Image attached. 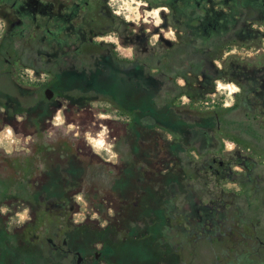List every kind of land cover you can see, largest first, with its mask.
Segmentation results:
<instances>
[{
  "label": "flooded vegetation",
  "instance_id": "1",
  "mask_svg": "<svg viewBox=\"0 0 264 264\" xmlns=\"http://www.w3.org/2000/svg\"><path fill=\"white\" fill-rule=\"evenodd\" d=\"M104 1L0 0V82L14 77L22 42L29 53L28 68L49 75L40 85L45 96L51 89L52 62H77L81 47L105 36L96 26L95 12L104 8L113 17ZM163 5L169 7L163 19L171 11L175 16L174 39L183 33L182 17L188 16L189 28L206 38L253 48L241 60L227 53L220 65L214 62L219 75L210 77L209 97L219 94V80L227 81L237 87L231 91L234 103L253 106V116H264V0H165ZM46 99L51 112L38 124L28 122L27 114L0 122L1 132L18 121L12 132L23 144L0 149V264H264V225L259 219L263 216L264 221V215L240 208L248 200L246 185L255 178L264 184V174L254 173L257 162L250 145L244 148L227 136L204 133L198 146L176 154L170 148L174 136L156 130L146 132V143L135 150L129 116L114 118L103 110L93 114L92 104L99 101L74 103L54 90ZM59 110L61 123L55 122ZM0 112L6 110L0 107ZM87 134L103 141L105 156ZM225 140L233 147H226ZM171 175L174 192L160 198H172L173 208L161 212L162 226L154 228L145 220L132 226L133 218L154 213L144 212L147 183L163 187ZM229 183L242 192L228 188ZM252 220L257 224L248 239L245 226ZM141 237L151 242L138 245ZM229 249H248L253 257L235 256L233 263Z\"/></svg>",
  "mask_w": 264,
  "mask_h": 264
},
{
  "label": "trees",
  "instance_id": "2",
  "mask_svg": "<svg viewBox=\"0 0 264 264\" xmlns=\"http://www.w3.org/2000/svg\"><path fill=\"white\" fill-rule=\"evenodd\" d=\"M187 22L188 16H183L179 26L183 33L176 39L169 40L159 35L155 43L149 44L139 38L145 24L121 21L126 29L133 30L128 35L118 34L120 43L132 46V58H118L115 52L91 53L96 48L112 46L111 43L85 45L80 48L82 53H78L79 61L52 62L48 68L53 75L50 88L56 96L74 103L86 105L103 100L112 103L121 114L129 116V134L133 137L135 150L137 145L146 143L142 139L146 132L156 130L174 136L170 148L176 154L184 155L198 146L204 133H212L214 137L227 136L246 148L248 140L260 137L258 132L262 124L254 116H231L232 112L239 110V103L219 110L192 107L193 103L203 101L213 91L210 77L219 75L214 61L221 59L225 45L235 41L206 38L200 30L190 29ZM176 26L171 11L163 19L161 27L173 29ZM20 48L21 53L29 54L28 49L23 50L22 42ZM182 97H186L188 103L177 104ZM0 99L4 100L0 107L6 110L5 114L0 112V122L11 120L14 114H27L28 122L38 124L51 112L52 103L45 98L41 86L25 90L4 79L0 82ZM233 129L238 135L223 133ZM184 172L187 176L192 174L187 167ZM166 180L163 187L152 181L146 186L148 206L154 212V216L149 214L154 220L147 225L154 228L162 226L163 210L166 212L173 208L172 198H160L163 193L169 195L174 192L171 186L173 176H167ZM157 211L159 213H155ZM143 223L141 216L135 217L132 226L137 228Z\"/></svg>",
  "mask_w": 264,
  "mask_h": 264
},
{
  "label": "rangeland",
  "instance_id": "3",
  "mask_svg": "<svg viewBox=\"0 0 264 264\" xmlns=\"http://www.w3.org/2000/svg\"><path fill=\"white\" fill-rule=\"evenodd\" d=\"M103 2V0H100ZM165 0H106L104 1L105 7L108 8L109 11H111V14L113 17H108L104 14L105 9H96L95 12H99L96 17V26L102 30L106 31L105 36L103 37H97L94 38L93 43L97 44L100 42H111L113 46L105 47L104 49L96 48L94 52L99 53L102 51L106 52H115L116 56L118 58H127L130 59L133 56V48L131 46H125L122 43H119V36L118 34H121L122 36L128 35L129 33L133 32L132 29H126L125 26L122 25L121 21H128L133 20L135 25L145 24L144 32L140 34L139 38L142 39V37H147V42L149 44H153L158 39V35L160 34L163 38H167L169 40H173L175 38V33L172 28L164 29L161 27L162 21H163V15L167 14L169 11V7L163 5ZM100 10V11H99ZM104 11V12H103ZM153 26L154 29H151ZM3 30V24L0 21V34ZM159 33V34H158ZM102 40V41H101ZM137 40V39H136ZM237 41V40H236ZM226 53L222 54V57L227 58V53H231L232 56L230 59L232 60H241L242 57H246L249 55V53L253 52L252 47H246L242 46L238 42H234L224 50ZM20 64L17 67L16 72L13 74L14 77H7L6 80L11 81L14 85L20 86L21 88H24L25 90L34 89L36 87H39L43 82H46L49 75L42 72L40 75H36L34 70L31 68H28V65L30 64V58L25 55V53L20 54ZM215 63L220 65L219 61H214ZM44 70V69H43ZM217 86L219 87V94L215 96H210L203 101H198L192 104V107L198 108V109H216L219 110L222 107H229L232 106L235 102V98L232 95V90H237V87L232 86V90L230 89V83L224 80H219L217 82ZM188 103L186 97H182L177 104H186ZM92 106L98 110L105 111L106 114H108L111 117L114 118H120L122 116H125L121 114L112 103L108 101H99L92 104ZM251 108V109H250ZM253 106H241L239 107V110L237 112H232L231 116H253L252 111ZM251 110V111H249ZM102 113V112H101ZM255 114L257 112L254 111ZM58 119H56L55 122L61 123L63 121V114L61 110H59ZM259 122L262 124L261 129L259 130L258 139L252 138L249 141L248 145L251 146L252 150V156L257 162V168L255 169L254 173L258 176H262L264 173V116H254ZM9 128L11 130V135L8 137H5L4 131ZM4 131L0 132V149L4 150H12V148H20L21 141L16 139L14 136L11 127L8 125L5 126ZM224 134H228L229 136L231 134L238 135V132L236 130L231 131H224ZM258 135V136H259ZM87 140L94 146V149L98 150L101 155L105 156V152H103L100 147L101 144H104L103 141L99 138H90L89 134L86 135ZM224 145L226 147H233V142L231 140H225ZM109 154V153H107ZM237 173H240V171L236 170ZM240 176L239 174L236 175V177ZM228 188H234L236 192H242V190H238L237 185H233L232 183H229ZM244 193L246 194L248 200L245 201V204H242L240 208L242 210H253L254 212H259L264 215V184H259L258 180L255 178L252 181V185L248 184L246 185V188L244 190ZM254 194H257V196H254ZM257 199L254 201V199ZM78 202L80 200L78 199V196L76 197ZM81 203V202H80ZM81 208L84 207V205L81 203ZM150 206L145 208L144 212L148 213L150 210ZM144 213V214H145ZM252 215V212L247 213ZM143 220L148 221V223L152 220V216L144 215L142 216ZM263 216L259 217L261 219L260 226L264 225V221L262 219ZM76 218H82V216H75ZM255 218V217H254ZM257 222L255 220H252L245 226V237L251 236V230L253 223ZM254 223V224H255ZM143 228V227H142ZM140 240L137 243L138 245L143 244L145 242V245L148 244L149 239L145 237L139 238ZM233 239V238H230ZM234 240V239H233ZM141 242V243H140ZM248 249L246 250H228V259L230 262L232 261L235 263L233 257L235 256H245V257H253V254H248ZM158 255V254H157ZM206 255H203L202 258H205Z\"/></svg>",
  "mask_w": 264,
  "mask_h": 264
},
{
  "label": "water",
  "instance_id": "4",
  "mask_svg": "<svg viewBox=\"0 0 264 264\" xmlns=\"http://www.w3.org/2000/svg\"><path fill=\"white\" fill-rule=\"evenodd\" d=\"M53 96V90L52 89H47L46 91H45V98H51ZM94 110H93V114L94 113H98V109H96V108H93ZM90 109H88V110H86V111H89ZM57 110L56 109H54L53 110V114L56 112ZM52 114V115H53ZM18 124V121H15V122H13V123H11L10 124V127H12L11 129H14L15 130V128H16V125ZM3 126L4 125H2L1 127H0V130L3 128Z\"/></svg>",
  "mask_w": 264,
  "mask_h": 264
},
{
  "label": "bare ground",
  "instance_id": "5",
  "mask_svg": "<svg viewBox=\"0 0 264 264\" xmlns=\"http://www.w3.org/2000/svg\"><path fill=\"white\" fill-rule=\"evenodd\" d=\"M234 86V85H233ZM230 89L232 90V86H230ZM234 91V90H233ZM4 134H5V137H8L9 135H11V130L9 128H7L5 131H4ZM9 138V137H8Z\"/></svg>",
  "mask_w": 264,
  "mask_h": 264
}]
</instances>
